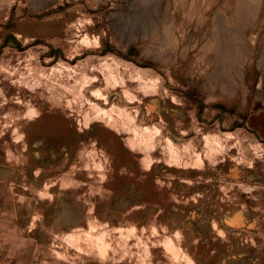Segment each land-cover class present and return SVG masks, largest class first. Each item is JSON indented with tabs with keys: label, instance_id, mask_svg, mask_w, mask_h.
<instances>
[{
	"label": "rangeland",
	"instance_id": "rangeland-1",
	"mask_svg": "<svg viewBox=\"0 0 264 264\" xmlns=\"http://www.w3.org/2000/svg\"><path fill=\"white\" fill-rule=\"evenodd\" d=\"M263 113L264 0H0V264H264Z\"/></svg>",
	"mask_w": 264,
	"mask_h": 264
},
{
	"label": "crops",
	"instance_id": "crops-1",
	"mask_svg": "<svg viewBox=\"0 0 264 264\" xmlns=\"http://www.w3.org/2000/svg\"><path fill=\"white\" fill-rule=\"evenodd\" d=\"M263 117V118H262ZM259 120H260V122H261V124H262V126L264 125V113L262 114V115H260L259 116Z\"/></svg>",
	"mask_w": 264,
	"mask_h": 264
}]
</instances>
